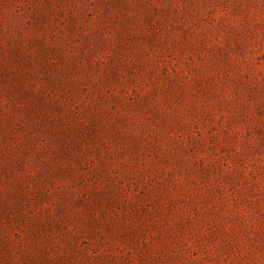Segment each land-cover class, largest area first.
I'll return each mask as SVG.
<instances>
[{
  "label": "rangeland",
  "instance_id": "rangeland-1",
  "mask_svg": "<svg viewBox=\"0 0 264 264\" xmlns=\"http://www.w3.org/2000/svg\"><path fill=\"white\" fill-rule=\"evenodd\" d=\"M0 264H264V0H0Z\"/></svg>",
  "mask_w": 264,
  "mask_h": 264
}]
</instances>
